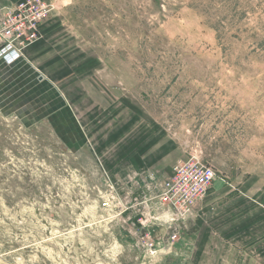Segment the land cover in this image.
I'll return each mask as SVG.
<instances>
[{
    "label": "rangeland",
    "instance_id": "rangeland-1",
    "mask_svg": "<svg viewBox=\"0 0 264 264\" xmlns=\"http://www.w3.org/2000/svg\"><path fill=\"white\" fill-rule=\"evenodd\" d=\"M47 1L20 59L0 39V264H264V0Z\"/></svg>",
    "mask_w": 264,
    "mask_h": 264
},
{
    "label": "built area",
    "instance_id": "built-area-1",
    "mask_svg": "<svg viewBox=\"0 0 264 264\" xmlns=\"http://www.w3.org/2000/svg\"><path fill=\"white\" fill-rule=\"evenodd\" d=\"M52 7L47 0H22L9 10L0 29L4 53L2 59L11 64L23 55V49L35 43L42 35V26ZM214 169L200 159H190L177 165L163 182L158 194L161 204L176 215H186L197 201L204 198L215 178ZM174 230L169 240L175 241ZM153 245V242H151Z\"/></svg>",
    "mask_w": 264,
    "mask_h": 264
}]
</instances>
